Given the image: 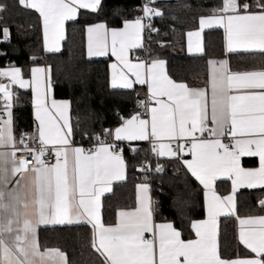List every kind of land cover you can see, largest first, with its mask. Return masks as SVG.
<instances>
[{"label": "snow or ice", "instance_id": "1", "mask_svg": "<svg viewBox=\"0 0 264 264\" xmlns=\"http://www.w3.org/2000/svg\"><path fill=\"white\" fill-rule=\"evenodd\" d=\"M17 3L38 13L45 53H61V42L67 39L65 21L74 20L80 9L95 13L102 6V0ZM154 4L155 0H145L136 8L143 15L122 19V27L110 28L105 22L86 26L88 56L104 57L110 50L119 61V71L118 65H110L112 86L133 87L124 71L127 69L135 76V83L147 85L149 94L138 102L149 119L136 113L121 117L114 129L102 128L91 135L85 131L84 138L92 141L90 148L74 146L73 137L79 129L73 127L71 101L52 98L51 66L31 67L30 79H25L22 68L14 63L0 69V78L5 81L0 83V264H69L65 252L41 249L37 228L49 224L90 226V247L101 264H264V215L240 217L236 212L240 188L264 189V70L233 72L227 60L208 59L209 104L204 89L172 79L164 60L130 63L128 50L143 46L144 21L162 16ZM6 11L8 6L0 4V12ZM114 13L119 17L121 9L115 8ZM214 25L225 30L226 55L264 54V0H222L210 15L199 17V30L187 33L189 53L204 54L201 32ZM0 32L4 41L10 38L8 27ZM14 87L31 89V132H16ZM241 88L261 91L231 94ZM205 132L207 138H203ZM225 136L231 137L230 143L222 142ZM135 141L149 143L157 160L156 173L164 171L158 161L168 158L202 186L206 218L190 221L195 239H182L172 221L155 222L156 202L147 182L137 185L134 209L117 210L114 225L102 223L101 196L113 192L114 181L125 179L122 142ZM186 149L191 159L184 158ZM129 151L135 155L139 149L130 143ZM49 154L55 163L45 159ZM241 157L257 158L258 166L242 167ZM137 170L150 172L153 166L145 160ZM224 177L231 181V192L220 195L215 183ZM258 204L264 209V199ZM177 211L183 217L182 210ZM233 215L240 226L238 242L247 252L222 257L218 220Z\"/></svg>", "mask_w": 264, "mask_h": 264}, {"label": "trees", "instance_id": "2", "mask_svg": "<svg viewBox=\"0 0 264 264\" xmlns=\"http://www.w3.org/2000/svg\"><path fill=\"white\" fill-rule=\"evenodd\" d=\"M253 3L254 0H248ZM222 0H155L152 5L159 8L162 16L156 17L152 27L157 31L148 36L146 60L159 58L166 62V71L177 82H185L189 87L201 86L207 78V60L227 57L232 71L264 69V54L234 53L224 50L223 32L208 30L203 34L204 54L190 56L185 52V35L197 28L199 17L210 15L219 7ZM8 11L0 12V30L8 27L10 43L0 46V68H4V58L11 65L22 68L28 79L30 69L35 65L51 66L52 94L55 99L71 101L73 127L78 128L73 137L74 144L88 145L90 139L84 138L100 132L102 128H115L121 117L128 118L136 113L138 102L144 100V91L113 90L109 87L106 60H88L85 54V27L92 23L105 22L108 27H120L122 19H133L139 0H102L99 11L93 13L80 10L75 21L65 27L67 39L63 42L61 53H45L42 48L41 22L38 14L19 6L17 0H0ZM119 7L117 17L114 9ZM163 45V46H162ZM151 53V55H149ZM143 56V53L140 52ZM30 56L38 57L35 61ZM13 108L17 134L21 130L31 132L33 118L31 97L28 90L16 91ZM79 117V124L76 123ZM139 149L133 155L124 146L126 160V181L113 185V192L102 199V221L113 224L117 210L134 207L135 187L142 180L137 168L148 159L145 143L136 145ZM153 164L157 163L151 158ZM246 164V162H245ZM164 172L153 178L152 198L155 203V222H174L184 240L191 239V220L204 217L203 190L200 185L175 161H163ZM229 183L219 182L216 191L224 195ZM264 199V189L245 190L236 195V212L240 217L264 215L258 201ZM178 209L184 213L178 215ZM41 248H56L66 253L69 264H101V258L91 250V230L87 225L45 227L38 230ZM219 251L222 257L244 256L246 250L239 244L236 236V216L219 220Z\"/></svg>", "mask_w": 264, "mask_h": 264}, {"label": "crops", "instance_id": "3", "mask_svg": "<svg viewBox=\"0 0 264 264\" xmlns=\"http://www.w3.org/2000/svg\"><path fill=\"white\" fill-rule=\"evenodd\" d=\"M80 10H83V11H88V10H84V9H80ZM79 10V11H80ZM34 11V10H33ZM88 12H91V11H88ZM79 13V12H78ZM38 14V13H37ZM77 17H78V15H77ZM77 17L74 19V20H70V21H65V24H64V28L66 27V24L68 23V22H71V21H75L76 19H77ZM134 19V18H133ZM41 22V21H40ZM97 23H99V22H97ZM92 24H95V23H92ZM120 27H122V25L120 26ZM111 28V27H110ZM118 28V27H117ZM197 30H199V21H198V26H197V28L196 29H194V30H192V31H189V32H194V31H197ZM208 30H221L222 32H223V40H224V37H225V30H224V28H222V27H220V26H218V25H214L211 29H204L202 32H201V37H200V39L202 40V43H203V34H204V32H206V31H208ZM188 33V32H187ZM187 33H186V35H185V52H186V54L187 55H190V56H198V55H201V54H199V53H189V51H188V40H189V38H188V36H187ZM41 34H42V48H43V50L42 51H44V43H43V41H44V37H43V26H42V23H41ZM193 39V41H195L196 40V38L195 37H193L192 38ZM63 42L64 41H62L61 43H62V45H63ZM141 43H142V45L144 44V42H143V32H142V36H141ZM224 44V43H223ZM87 48H88V38H87V32H86V27H85V54H86V58L88 59V60H106L107 61V67H108V82H109V87L111 88V89H113V90H127V89H124V88H122V87H120L119 86V84H117L115 87H113L112 86V83H111V81H112V76H113V72H112V70H111V68H110V65H113V64H116V65H118V71L120 70V65H119V61H117L116 60V58L114 57V56H112V54H111V51L109 50V52H108V55H106V56H104V57H89L88 56V52H87ZM142 48H143V46L142 47H138V48H131V49H129L128 50V52H127V58H128V60H129V62L130 63H138V62H140L141 60H143V59H140L139 60V58H136V55L137 54H140V52H142ZM224 50H225V44H224ZM45 52V51H44ZM256 52H259V51H256ZM237 53H247V52H237ZM253 53H255V52H253ZM234 54V53H233ZM215 60H220V59H225V60H227L228 61V59H227V57H223V58H214ZM143 61H145L146 63H149L150 61H148V60H143ZM35 66H44V65H35ZM33 67V66H32ZM45 68H47L48 66H44ZM228 67H229V64H228ZM5 68V67H4ZM259 70H261V69H259ZM259 70H249V71H259ZM262 70H264V69H262ZM124 71H125V73L127 74V77H128V79L130 80V81H133V87L131 88V89H128V90H132V89H134V88H140V89H142L143 91H144V98H148V89H147V85L146 84H139V83H135V76H133L132 74H131V72L130 71H128L127 69H124ZM232 71V70H231ZM233 72H243V71H233ZM28 79H30V76H29V78ZM5 82V81H4ZM190 88H201V89H204L205 90V93H206V99H207V101H208V103L210 104V89L208 88V69H207V78H206V80H205V82H204V84L203 85H201V86H193V87H190ZM20 90H28L29 91V93H30V97H31V114H32V118L34 119V117H33V108H32V92H31V89L29 88V89H19V88H17V87H14L13 88V91L15 92V94H16V91H20ZM252 91H256V92H258V91H261L260 89H243V88H241V89H234V90H232V92H231V94H234V95H245V94H248L249 92H252ZM52 98L53 99H55L54 97H53V94H52ZM56 100H64V99H56ZM153 106H154V103H153ZM133 116V115H132ZM131 117V116H130ZM129 118V117H128ZM141 118H143V119H149V116L146 114V112H145V115H143V116H141ZM33 121V120H32ZM208 124H209V127H211V121L209 120V122H208ZM119 125V124H118ZM117 125V126H118ZM116 127V126H115ZM114 129V128H113ZM111 142V141H110ZM222 142H224V143H230L231 142V137L230 136H225V137H223L222 138ZM134 144V145H137V144H143V143H146V142H144V141H135V142H122V147H124V146H127V147H129V144ZM74 146H81V145H76V144H74ZM173 147L175 146V144H173L172 145ZM153 157V156H152ZM154 158V157H153ZM184 158L185 159H191V155L187 152V149L185 150V154H184ZM163 161H169V159L168 158H161L158 162H160V163H162ZM245 162H246V164H245ZM241 166L242 167H245V168H252V167H257L258 166V161H257V158H255V157H241ZM185 170V169H184ZM190 175V174H189ZM194 179V178H193ZM195 180V179H194ZM126 181V171H125V179L123 180V181H114L113 182V184H112V187H113V185L114 184H118V183H124ZM197 182V181H196ZM219 182H227V183H229V190H228V192L226 193V194H224V195H227V194H229L230 192H231V181L230 180H228L226 177H224V178H220V179H218L217 181H216V183H215V188H216V184L217 183H219ZM142 183H144V182H139L137 185H139V184H142ZM198 183V182H197ZM199 184V183H198ZM137 185H136V187H135V195H134V200H135V204H134V207H132V208H129V209H120V210H131V209H134L135 207H136V202H137ZM200 187L202 188V186L200 185ZM261 188H256V189H251V190H260ZM202 190H203V188H202ZM245 190H250V189H247V188H240L239 190H238V192L237 193H239V192H241V191H245ZM218 193V192H217ZM109 194H111V193H105V194H103L102 196H101V204H102V199H104V197H106V196H108ZM219 194V193H218ZM150 196H151V199L153 200V198H152V189H151V187H150ZM203 198V204H204V196L202 197ZM204 217L202 218V219H205L206 218V214H205V209H204ZM234 216V215H233ZM224 217H230V216H221V217H219V220L221 219V218H224ZM201 219V220H202ZM101 220H102V208H101ZM219 220H218V228H219ZM102 223H103V221H102ZM116 223V216H115V221H114V223L113 224H110V225H114ZM156 223H164V222H156ZM104 224V223H103ZM81 225H83V224H81ZM63 226H69V225H63ZM71 226H77V225H71ZM88 226V225H87ZM107 226V225H106ZM45 227H62V226H60V225H52V224H49V225H40L38 228H37V236H38V230L40 229V228H45ZM89 228H90V226H89ZM239 228H240V226H239V224H238V220L236 219V236H237V240H238V231H239ZM91 230V229H90ZM192 231V230H191ZM192 233H193V237L191 238V239H195V234H194V232L192 231ZM146 236H149L150 234H145ZM91 239H92V233H91ZM241 245V244H240ZM242 247H243V245H241ZM244 248V247H243ZM42 250H43V248H41ZM49 249H52V248H49ZM245 249V248H244ZM246 250V249H245ZM246 252H247V250H246Z\"/></svg>", "mask_w": 264, "mask_h": 264}, {"label": "built area", "instance_id": "4", "mask_svg": "<svg viewBox=\"0 0 264 264\" xmlns=\"http://www.w3.org/2000/svg\"><path fill=\"white\" fill-rule=\"evenodd\" d=\"M144 2H145V0H139V6L140 5H143ZM142 15H143V13L141 11H138V15L136 17L142 16ZM155 18H156V16H152L150 19H146L144 21V23H145V29L143 31V42H144L143 48H142L143 56L140 55V54H137L136 55V58H139V60L140 59L146 60V54L148 52V49H147V46H146V40H147L148 36H150L152 33L155 32V31H152V29H155V28L152 27V23H153V21H154ZM149 24H150V27L148 26ZM9 43H10V38L7 41H4L3 38H2V32H0V46L3 45V44H9ZM0 55L1 56H4L3 51H0ZM4 65H5V67L11 65V62H10V60L8 58H4ZM0 69H2V68H0ZM3 82H4V80L2 78H0V83H3ZM146 99L147 98H144V100H146ZM137 109H138V111H139V113H140L141 116L145 115L146 110L144 108H141L139 106V104L137 105ZM196 136L200 137L201 136V133H196ZM203 138H207V133L206 132L203 134ZM109 142H110V139H109ZM145 144H146L147 149H148V159L147 160L151 162V164L153 166V171H150V172L141 171V172H143L142 173V180H141V182H144V183L147 182V183H149V185H150V187L152 189L153 188L152 187L153 186V178L155 176L162 175L164 171L162 173H156L154 171L155 164H153V161L151 159L152 158V154H151V152L149 150L150 145H149L148 142H146ZM81 146L84 147L85 149L90 148L92 146V141L90 140L88 145H81ZM45 159L48 161V163H55V157L53 155H51V154L47 155L45 157ZM145 177H147V179H145Z\"/></svg>", "mask_w": 264, "mask_h": 264}]
</instances>
